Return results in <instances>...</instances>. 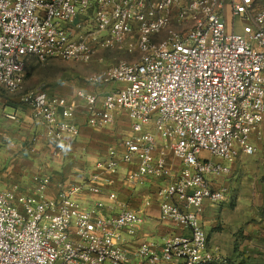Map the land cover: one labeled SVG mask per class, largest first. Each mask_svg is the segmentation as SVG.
Returning <instances> with one entry per match:
<instances>
[{
  "label": "built area",
  "instance_id": "2783aa9c",
  "mask_svg": "<svg viewBox=\"0 0 264 264\" xmlns=\"http://www.w3.org/2000/svg\"><path fill=\"white\" fill-rule=\"evenodd\" d=\"M226 19L229 28H226ZM238 20L241 31H234ZM164 35L161 40L155 37ZM138 52L86 77L93 85L117 84L100 99L78 92L86 124L105 127L124 113L130 132L122 151L109 149L97 169L114 175L119 163L135 167L124 176L134 190L145 176L165 181L159 215L186 235L161 244H140L127 257L121 231L141 223L137 212L121 208L111 216L97 199L92 208L76 200L77 188H62L52 200L43 192L50 179L33 176L36 196L0 191V264H185L221 262L208 249L197 213L204 201H223L224 189L207 176L229 172L238 154L252 155L251 137H261L264 120V0H0V87L8 94L23 83L30 59L89 63L102 50ZM20 102L46 133L68 148L63 135L78 134L70 122L76 107L64 98L31 92ZM15 120V115L6 116ZM61 143V144H60ZM168 157L178 162L173 170ZM212 158L218 162H214ZM99 174L89 181L100 196ZM114 203L115 194L107 196Z\"/></svg>",
  "mask_w": 264,
  "mask_h": 264
},
{
  "label": "crops",
  "instance_id": "0c3cea01",
  "mask_svg": "<svg viewBox=\"0 0 264 264\" xmlns=\"http://www.w3.org/2000/svg\"><path fill=\"white\" fill-rule=\"evenodd\" d=\"M90 67L96 68L95 64ZM117 87V84L72 82L63 87L62 93L52 95L64 98L76 107L70 122L79 131L73 139L67 134L63 135L62 142L69 146L57 157L52 155V151L59 142L46 133L40 121L31 117L29 107L17 99L9 102L0 98V191H13L17 196H36L32 179L39 174L50 179L43 192L44 199L52 200L60 189L74 187L78 189L75 198L84 208H92L97 199L107 202L109 207L100 211V215L111 216L121 208L137 212L141 216V223L119 234V243L132 261L131 255L140 244H161L169 236L186 235L188 231L174 221L160 220L159 207L163 200L161 190L164 180L145 176L132 190L125 185L124 176L135 167L136 161L119 163L118 173L114 175L96 167L98 161L106 160L109 149L122 151L123 137L119 138V130L130 123L124 113H119L105 127L88 126L85 121L86 105L77 93L95 94L100 99ZM10 114L15 115V120L6 117ZM263 135L264 120L261 137H251L255 147L252 156L240 153L231 163H223L229 168L227 174L207 176L213 189L225 190L223 201L216 204L204 201L197 213L207 236L208 249L222 260L211 264H264ZM168 160L173 170H178V162L170 157ZM212 160L218 162L214 158ZM94 174L100 175L97 182L99 197L91 194L88 189ZM112 193L116 195L115 204L107 200V196ZM171 264L185 262L175 259Z\"/></svg>",
  "mask_w": 264,
  "mask_h": 264
},
{
  "label": "rangeland",
  "instance_id": "374dc122",
  "mask_svg": "<svg viewBox=\"0 0 264 264\" xmlns=\"http://www.w3.org/2000/svg\"><path fill=\"white\" fill-rule=\"evenodd\" d=\"M241 27L242 24L236 20L234 22V31L239 33ZM226 28H229L228 19H226ZM163 38L164 35H160L155 37L154 40L157 41ZM126 48L127 45L122 49L115 48L99 51L94 55L92 60L86 64L59 59H51L44 62L30 59L24 71L21 88L13 94H8L0 87V98L10 102L11 99L20 100L24 95L36 91L44 92L52 96L62 93L63 87L72 82L90 84L86 82V77L100 73L107 67L121 60L130 61L138 57V52L134 49V46L132 47L131 53H128L125 50ZM92 64H95V69H91L90 66H92ZM86 69H89L88 72H85ZM128 128L129 126L121 127L119 130V138H124L127 135Z\"/></svg>",
  "mask_w": 264,
  "mask_h": 264
}]
</instances>
